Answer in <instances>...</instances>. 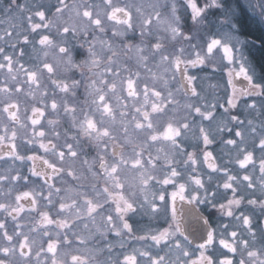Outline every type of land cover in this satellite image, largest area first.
<instances>
[{"label": "flooded vegetation", "instance_id": "flooded-vegetation-1", "mask_svg": "<svg viewBox=\"0 0 264 264\" xmlns=\"http://www.w3.org/2000/svg\"><path fill=\"white\" fill-rule=\"evenodd\" d=\"M181 2L0 0V264H204L193 258L203 240L191 234L192 244L177 243L162 227L163 210L148 208L165 185L189 183L203 169L198 133L185 124L217 101L218 116L230 110L244 123L220 163L231 161L255 185L250 195L264 199V148L256 146L264 144V95L252 96L257 89L243 76L229 77L240 59L211 77L200 71L198 96L188 90L194 57ZM244 58L249 76H264L247 49ZM195 59L220 62L203 51ZM218 124L233 127L224 118L210 125L216 153ZM175 207L191 225L188 206L176 199ZM250 211L259 229L264 208ZM232 246L243 264H264L259 233Z\"/></svg>", "mask_w": 264, "mask_h": 264}, {"label": "snow or ice", "instance_id": "snow-or-ice-1", "mask_svg": "<svg viewBox=\"0 0 264 264\" xmlns=\"http://www.w3.org/2000/svg\"><path fill=\"white\" fill-rule=\"evenodd\" d=\"M180 6L184 8L183 27L180 26V28L184 33V39L193 49L194 57L188 62L190 67L187 69V79L191 81L188 90L198 96L197 83L200 79L205 78L199 76L200 71L207 69V74L211 77L217 71H222L240 59L243 64H241L239 72L235 73V69L230 68L229 77L231 78L233 74L243 76L247 81L248 88L257 89L252 93V96L264 95V76L259 77L258 80L257 78L253 79L244 67L250 62L249 59L244 58L245 49H247L251 59L264 70V13L250 15V0H182ZM261 7L264 8V4ZM209 12L214 19L208 18ZM36 15L38 19L43 20L44 10L40 9ZM214 25L227 30L213 31ZM253 28L259 34L257 36L259 46L249 43L247 39ZM200 33H202V38L199 44L194 43L195 37ZM241 37L244 39L241 40ZM24 43H27L26 39ZM237 46L239 47V56L236 55ZM202 51L208 57L219 56L220 62L195 59L200 56ZM255 53L261 54L256 55ZM225 59L227 64L223 62ZM228 83H231V79ZM229 103L233 108L235 107L232 101ZM218 106L219 101L216 105L197 107L193 113L191 125L185 124L186 129L192 128L198 133L196 139L198 150H200V159L202 153L203 169L199 170L198 174L197 171L190 172L189 183H177L173 180L169 185H165L161 191L160 199L153 202L148 208V212L152 215H159L163 210L165 222L162 227L169 229L177 237V243L183 239L192 244L189 239L191 234H195L203 240L195 247L194 259H202L204 264H243L242 261L236 259V250L232 246V241L242 237L244 233L253 239L257 238V233L260 238H264V223H260V227L257 229L253 223L255 217L250 211L253 208H264V199H257L250 195L255 191V185L251 183L250 178L237 177L232 171L231 161H224V164L229 165L228 167L220 163L221 158L228 154V150L235 148L237 142L242 139L244 123L240 120L239 115H232L230 110H225L218 116L214 111ZM218 118L227 119L233 127L225 128L223 124H218L217 131L220 133L221 139L219 152L216 153L214 149L210 150L211 146L217 143L216 133L210 130V125ZM234 128L241 130L234 131ZM233 131L234 136L239 140L231 138ZM224 137L229 138L225 139ZM256 146L264 148V144L258 143ZM235 166L237 168L246 167L239 162ZM195 167L199 169V163ZM205 167L208 169L207 172H205ZM237 180L243 181L239 187ZM169 187L172 191H168ZM174 193H182V196L174 198ZM176 199H180L181 203L188 206L191 225H187L186 222L182 225L181 221L177 219ZM129 227H131L130 224ZM189 227L191 233L188 232ZM200 227L203 228L202 236L198 231ZM248 243L249 241L245 239L244 244Z\"/></svg>", "mask_w": 264, "mask_h": 264}, {"label": "rangeland", "instance_id": "rangeland-1", "mask_svg": "<svg viewBox=\"0 0 264 264\" xmlns=\"http://www.w3.org/2000/svg\"><path fill=\"white\" fill-rule=\"evenodd\" d=\"M250 4H251V7L249 8V12L251 14L264 13V8L261 7V5L264 4V0H250ZM226 30H227L226 28L220 29L219 27L215 26V31H226ZM217 38H221V37H217Z\"/></svg>", "mask_w": 264, "mask_h": 264}, {"label": "trees", "instance_id": "trees-1", "mask_svg": "<svg viewBox=\"0 0 264 264\" xmlns=\"http://www.w3.org/2000/svg\"><path fill=\"white\" fill-rule=\"evenodd\" d=\"M249 35H251V36H253L254 38H256L257 39V36L259 35L254 29H252L251 31H250V34ZM261 53H259L258 55H260ZM263 72H264V70H263Z\"/></svg>", "mask_w": 264, "mask_h": 264}]
</instances>
